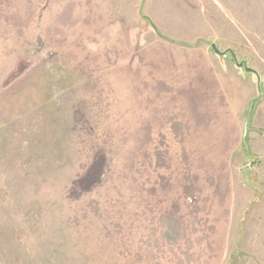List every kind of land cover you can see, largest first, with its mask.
Listing matches in <instances>:
<instances>
[{
  "label": "rangeland",
  "instance_id": "374dc122",
  "mask_svg": "<svg viewBox=\"0 0 264 264\" xmlns=\"http://www.w3.org/2000/svg\"><path fill=\"white\" fill-rule=\"evenodd\" d=\"M55 1L0 0V264H264V0Z\"/></svg>",
  "mask_w": 264,
  "mask_h": 264
},
{
  "label": "crops",
  "instance_id": "0c3cea01",
  "mask_svg": "<svg viewBox=\"0 0 264 264\" xmlns=\"http://www.w3.org/2000/svg\"><path fill=\"white\" fill-rule=\"evenodd\" d=\"M53 3L60 6L63 4L61 10L64 17L62 20V18L52 15L59 13L60 8L58 6L54 9V13L51 14L48 11L46 16L41 18L46 32L50 33L53 29H62L64 25V29L71 30L72 35L86 37L89 35L90 27L94 28V25H98L96 29H113L115 27L114 23L115 19H117L115 12L118 11V8H116L117 4H114L112 0H65L64 3L56 1ZM108 23L110 24L107 25Z\"/></svg>",
  "mask_w": 264,
  "mask_h": 264
},
{
  "label": "water",
  "instance_id": "95a60500",
  "mask_svg": "<svg viewBox=\"0 0 264 264\" xmlns=\"http://www.w3.org/2000/svg\"><path fill=\"white\" fill-rule=\"evenodd\" d=\"M212 48H213L214 52H215L216 54H218V55H225V54H227V53H222V52H220L219 50H217L215 45H213ZM229 52H230L233 56H235V55L233 54V52H231V51H229ZM239 66H240L241 68L244 67V68L246 69L247 72H250V73H256L253 69L246 67L245 63L239 64ZM258 80H259V84H260V82H261L260 77H259ZM255 106H256V101H254V102L252 103L251 110L249 111V112H250V114H249V120H250V118L252 117V114H253L252 111L255 109Z\"/></svg>",
  "mask_w": 264,
  "mask_h": 264
}]
</instances>
